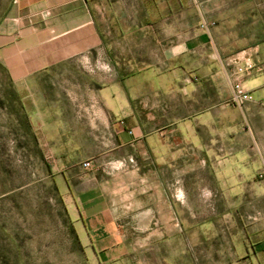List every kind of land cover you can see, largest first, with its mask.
I'll return each instance as SVG.
<instances>
[{"label": "crops", "instance_id": "1", "mask_svg": "<svg viewBox=\"0 0 264 264\" xmlns=\"http://www.w3.org/2000/svg\"><path fill=\"white\" fill-rule=\"evenodd\" d=\"M253 26L264 34V0L12 1L0 64L91 259L124 253L142 216L153 237L195 239V264H264ZM234 57L254 65L243 109L225 105Z\"/></svg>", "mask_w": 264, "mask_h": 264}, {"label": "rangeland", "instance_id": "2", "mask_svg": "<svg viewBox=\"0 0 264 264\" xmlns=\"http://www.w3.org/2000/svg\"><path fill=\"white\" fill-rule=\"evenodd\" d=\"M12 1L0 0V21ZM256 32L264 36L259 27ZM9 78L0 64V264H195V239L153 237L159 224L144 223L142 216L126 220L124 253L91 259L55 190L54 176L26 133L23 111L10 102ZM230 101L225 105L236 108Z\"/></svg>", "mask_w": 264, "mask_h": 264}, {"label": "built area", "instance_id": "3", "mask_svg": "<svg viewBox=\"0 0 264 264\" xmlns=\"http://www.w3.org/2000/svg\"><path fill=\"white\" fill-rule=\"evenodd\" d=\"M206 28V25H203ZM229 69V78L232 84V98L230 103L239 109H243L247 102L250 101L251 96L245 89L243 79L250 73L254 67L250 58L234 57L225 63ZM86 169L91 168V161L83 163Z\"/></svg>", "mask_w": 264, "mask_h": 264}, {"label": "trees", "instance_id": "4", "mask_svg": "<svg viewBox=\"0 0 264 264\" xmlns=\"http://www.w3.org/2000/svg\"><path fill=\"white\" fill-rule=\"evenodd\" d=\"M9 79H10V78H9ZM9 82H10V90H9V91H10V96H11V97H10V102H13V100H15V101L19 104V107H20V100H19L18 94H17V92H16V90H15V87H14V85H13L11 79H10ZM11 98H12V99H11ZM20 108H21V107H20ZM22 118L24 119V124H25L26 133L32 136L31 127H30V125H29V123H28V121H27L25 115H23ZM55 190L58 191L56 185H55ZM76 236H77V235H76ZM77 239H79L78 236H77Z\"/></svg>", "mask_w": 264, "mask_h": 264}]
</instances>
